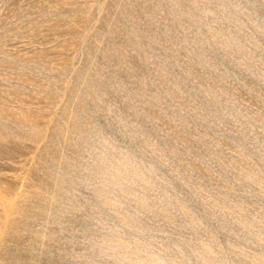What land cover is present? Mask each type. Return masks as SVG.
Segmentation results:
<instances>
[{
  "label": "rangeland",
  "instance_id": "374dc122",
  "mask_svg": "<svg viewBox=\"0 0 264 264\" xmlns=\"http://www.w3.org/2000/svg\"><path fill=\"white\" fill-rule=\"evenodd\" d=\"M0 264H264V0H0Z\"/></svg>",
  "mask_w": 264,
  "mask_h": 264
}]
</instances>
